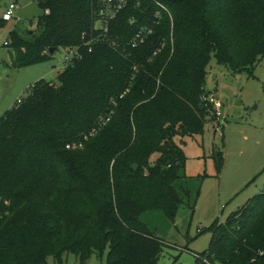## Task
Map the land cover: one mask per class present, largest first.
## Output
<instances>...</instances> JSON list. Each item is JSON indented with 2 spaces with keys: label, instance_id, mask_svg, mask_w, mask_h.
Returning a JSON list of instances; mask_svg holds the SVG:
<instances>
[{
  "label": "trees",
  "instance_id": "1",
  "mask_svg": "<svg viewBox=\"0 0 264 264\" xmlns=\"http://www.w3.org/2000/svg\"><path fill=\"white\" fill-rule=\"evenodd\" d=\"M158 1L173 27L163 12L134 48L127 42L151 21L154 0H129L109 24V40L94 28L98 0H41L36 29L10 30L14 68L50 59L51 47L80 57L56 85L36 81L0 116V264H61L65 253L78 264L94 253H106L104 264L158 263L163 242L140 217L159 210L174 221L185 205L181 142L201 135L210 115L207 65L213 56L251 72L264 58V0ZM101 115L109 119L99 126ZM76 141L80 147L66 148ZM207 230L209 247L192 252L194 264H204L198 255L250 264L264 248V187Z\"/></svg>",
  "mask_w": 264,
  "mask_h": 264
},
{
  "label": "rangeland",
  "instance_id": "2",
  "mask_svg": "<svg viewBox=\"0 0 264 264\" xmlns=\"http://www.w3.org/2000/svg\"><path fill=\"white\" fill-rule=\"evenodd\" d=\"M40 1L0 0V19L10 4L15 5L12 19L0 27V116L18 98H25L36 81L44 78L56 85V75L63 70V48L50 59L12 66L16 50L11 47L10 30L26 34L36 29V18L43 13ZM206 71L205 90L209 94L204 97L221 101L223 117H215L207 102L210 115L205 117L202 134L185 137L181 142L186 156L182 171L186 178L181 183L188 191L185 205L177 210L174 221L159 210L140 217L163 242L157 264H194L192 252L202 253L209 247L212 233L207 227L215 221L225 222L264 187V58L251 72H233L212 56ZM81 133L82 139L95 134L92 130ZM218 153L223 157L221 166L216 162ZM105 254H92L86 264H104ZM78 263L73 253L62 257L61 264ZM47 264L58 263L49 257Z\"/></svg>",
  "mask_w": 264,
  "mask_h": 264
},
{
  "label": "built area",
  "instance_id": "3",
  "mask_svg": "<svg viewBox=\"0 0 264 264\" xmlns=\"http://www.w3.org/2000/svg\"><path fill=\"white\" fill-rule=\"evenodd\" d=\"M129 0H98V10L96 12V20L94 28L99 31V35L102 39H108V30H109V24L112 19H114L118 13H120L127 5ZM154 3L156 5L155 10L153 11L151 21L143 26H141L138 31L134 34V36L127 42V45L134 48L138 47L139 45L146 42V40L149 38L153 31V25H156L163 12H166L169 16V19L171 21V28L173 27V17L171 15V12L169 9L160 1L154 0ZM15 8V5L12 3L10 4L8 10L2 15V19L4 21H9L12 19V10ZM172 35V32H171ZM111 42V41H110ZM113 45H115V41L112 42ZM161 46H158L153 50L152 56H155L161 49ZM80 57L77 49H65L64 58L61 60V66L62 69L66 68L67 66L73 64L74 61H76ZM24 98H18L16 100V105L22 103V100ZM204 99L211 104L212 113L215 117L222 118L221 113V107L222 103L217 97H204ZM14 104V105H15ZM109 118L101 119L98 122V125H103L105 122L108 121ZM220 123V122H219ZM95 130H93L94 132ZM86 137V136H85ZM81 142L76 141L71 144H67L66 148H75L80 147ZM1 198V196H0ZM257 256L253 257L251 259L250 264H264V248L259 249L257 251ZM197 258L200 262L204 264H224L223 262L217 260L214 256H200L198 255Z\"/></svg>",
  "mask_w": 264,
  "mask_h": 264
},
{
  "label": "water",
  "instance_id": "4",
  "mask_svg": "<svg viewBox=\"0 0 264 264\" xmlns=\"http://www.w3.org/2000/svg\"><path fill=\"white\" fill-rule=\"evenodd\" d=\"M55 51H56V49L54 47H51V48L48 49L47 54L48 55H52ZM199 109L200 110L204 109V105H200ZM87 261H89V259H87Z\"/></svg>",
  "mask_w": 264,
  "mask_h": 264
}]
</instances>
